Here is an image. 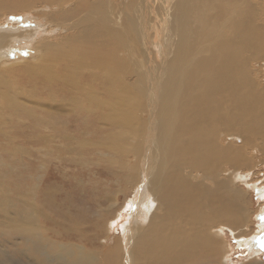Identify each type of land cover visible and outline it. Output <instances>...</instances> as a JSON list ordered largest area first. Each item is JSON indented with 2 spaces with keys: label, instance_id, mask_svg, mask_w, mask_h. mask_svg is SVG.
Listing matches in <instances>:
<instances>
[{
  "label": "bare ground",
  "instance_id": "obj_1",
  "mask_svg": "<svg viewBox=\"0 0 264 264\" xmlns=\"http://www.w3.org/2000/svg\"><path fill=\"white\" fill-rule=\"evenodd\" d=\"M258 61L264 0H0V123L30 120L45 141L90 139L85 160L109 204L106 229L99 213L94 227L112 264H228L227 230L264 248ZM34 110L61 118L42 127ZM11 219L27 241L29 220Z\"/></svg>",
  "mask_w": 264,
  "mask_h": 264
},
{
  "label": "rangeland",
  "instance_id": "obj_2",
  "mask_svg": "<svg viewBox=\"0 0 264 264\" xmlns=\"http://www.w3.org/2000/svg\"><path fill=\"white\" fill-rule=\"evenodd\" d=\"M263 64V61H258L249 66L255 84L264 79V72L256 74L257 67H263ZM21 78L23 81L17 85L28 86V81L24 82L25 78ZM38 91L49 97L47 89ZM13 92L17 98L28 94L20 88H13ZM1 100L0 94V107ZM33 114L39 117L38 125L42 127L46 122L53 124L54 119L61 118L45 116L40 110H34ZM32 125L30 120L16 117L6 124L0 123V127L14 129L0 135V206L8 215L0 217V264H63V261L112 264L108 256L109 248L106 247V234H100L94 227L98 220L96 214L99 213L102 216L99 227L106 229L109 204L104 202L108 190L105 191L97 167L87 162L90 160H85L90 153V139L78 134L73 138L70 135L67 139L55 136L45 141L38 134L32 135L29 129ZM234 141L242 144V140ZM110 186L111 192L123 189L111 181L106 184V189ZM116 195L120 198V205L127 200L124 194L117 192ZM251 205L253 210L260 206L255 195ZM21 211L29 220L27 241L20 240L15 222L11 219ZM122 211L123 215H127L130 208H123ZM33 220L41 224L39 231L31 226ZM257 229L258 223L252 225L251 230ZM227 232L232 249L228 264H264V248L258 246L252 252L248 246L237 244L231 231ZM116 233L122 235L121 231Z\"/></svg>",
  "mask_w": 264,
  "mask_h": 264
}]
</instances>
